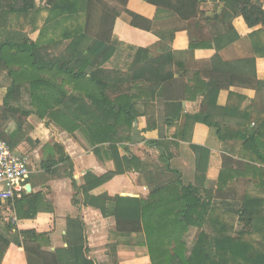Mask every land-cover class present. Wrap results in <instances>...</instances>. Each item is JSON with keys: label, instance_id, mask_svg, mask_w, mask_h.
I'll return each instance as SVG.
<instances>
[{"label": "crops", "instance_id": "0c3cea01", "mask_svg": "<svg viewBox=\"0 0 264 264\" xmlns=\"http://www.w3.org/2000/svg\"><path fill=\"white\" fill-rule=\"evenodd\" d=\"M258 1L264 8V0ZM35 3L34 9L24 13L0 11V39L15 38L14 33L20 32L31 42L46 48L44 52H47L45 54L48 58L65 56L69 53L64 46L67 41L65 37L84 29L85 14L81 12L51 18L47 0H35ZM222 6L219 0H205L201 4L204 15L198 20L201 25L198 28V37L205 41L203 42L205 46L198 47L190 53V37L186 25L178 26L177 20H169V13H160L156 6L144 0H128L126 6L128 10L151 21L157 19V26L153 31L158 43L150 47L134 46L133 43L123 41L120 34H115L114 53L109 55L110 48L107 47L93 58L94 69L120 73L104 80L107 99L114 101L120 95L136 94L137 97L132 104L140 113L131 126L124 121L118 124L116 130L109 132L113 138H119L116 146L125 172L90 192L91 196L104 200L107 207L113 205L117 196L148 199L150 192L143 172L165 168L178 171L185 186L202 188L216 186L212 207L226 224L227 235L233 236L238 225V215L242 208L239 196L264 199V189L260 181L253 177V172L250 174L246 172L247 164L258 167L264 165L255 162L257 158L255 153L243 145L233 153H229L227 148L225 151L218 134L219 124L227 128L225 130L228 132L232 126L231 122L246 120V114L249 113L252 120L248 125L249 129L255 127V122L259 123L258 130L260 129L264 136V113L254 108L261 106V99L252 85H231L221 89L217 105L230 109L217 115L215 112L210 117L212 125L196 122L188 134L190 139H182L185 114L197 113L203 105L208 104L209 80L206 73H213L210 60L217 53L224 61L254 56L248 37L252 32L263 28L261 25L250 28L242 17H237L233 20V33L236 32L240 38L227 47H222L220 43L222 47L220 49L211 46L208 41L212 40L210 37L212 27L206 24L204 18L219 13ZM228 34L224 32L223 38ZM168 46L175 54V62L181 65L178 67L177 63H174L173 70L179 68L180 73L184 72V80L187 82L188 92L185 100L180 103H163L160 85H156L158 88L155 85L149 87V83L145 81L130 79L136 67L150 57L162 55L168 51L166 49ZM12 67L17 70L15 75H11L7 67L0 65V136L16 153L27 158L30 168V173L23 183L25 190L23 197L15 202L13 210L10 209V216L15 218L18 229L35 230L39 235L42 249L54 252L68 246L66 239L68 218L80 216L87 227V257L95 264H151L143 232H119L114 216L104 215L99 208L74 203L75 195L77 200L80 199L74 189V180L81 186L87 174L103 176L115 170L116 165L111 152L113 143H104L103 149L97 152L95 148L98 145L90 144L85 136V130L69 133L54 123L50 114L45 118L39 117L35 113L32 98L26 91L30 85L29 73L19 75L23 68L18 65ZM245 69L246 76L240 75L236 70L240 76L239 80L252 83L253 67L248 65ZM114 73L113 75H116ZM255 75L257 80L264 81V58L257 55ZM41 77L50 80L55 88L63 90L65 94L59 96L63 101L51 112L69 114L77 122L82 117L87 118L91 112L99 116L100 112L96 110L93 99L83 91L75 89L74 84L64 76L41 73ZM175 77L178 78L177 73ZM15 83L18 85H14ZM87 87L91 92L96 91L94 83ZM152 87H155V93L147 91ZM11 88H14V91L9 97ZM95 97L97 98L98 94ZM57 99L58 97L51 98L50 102L55 103ZM169 104L175 107L179 104L181 108L179 116L168 111ZM82 106L86 109L84 110ZM159 108H162V111ZM27 111L29 113H26ZM161 116L168 118L171 123L167 125L160 122L159 127L158 121ZM193 145L209 150L206 169H199V165L197 167ZM132 157L137 159L132 162ZM225 169L231 173L228 178L221 181L222 189H219V178ZM35 195H41L43 197L41 200L50 203L53 211L41 210L34 213L32 206L35 203L33 202ZM2 205L4 204H0V207ZM15 230L16 228H13L11 233L14 234ZM203 231L211 237L217 236L218 231L212 222L211 213L204 222ZM3 250L0 264H29L24 247L16 244L15 240L10 241Z\"/></svg>", "mask_w": 264, "mask_h": 264}, {"label": "trees", "instance_id": "16d2710c", "mask_svg": "<svg viewBox=\"0 0 264 264\" xmlns=\"http://www.w3.org/2000/svg\"><path fill=\"white\" fill-rule=\"evenodd\" d=\"M144 1L156 6L160 13H169V20H177L178 26H187L190 53L198 47L205 46L203 43L205 41L198 37V28L201 27L198 20L204 15L201 4L205 0ZM127 2L128 0H47L51 18L71 16L81 12L85 14L84 29L67 34L65 37L69 41L65 48L69 53L60 58H48L45 54L47 52H44L46 48L31 42L24 34L15 32V38L0 39V65L7 67L11 75H15L17 71L12 67L13 65L23 68L19 75L29 73L30 85L26 91L29 92L36 109L35 113L39 117L45 118L50 114L53 122L69 133L85 130V136L90 144L98 145L95 148L97 152L103 149L104 143H113L111 152L116 165L115 170L103 176L87 174L81 186L74 180V189L80 197L77 200L75 195L74 203L99 208L104 215L114 216L119 232H143L145 244L151 256V264H175V262L179 264H264V199L239 196L242 208L238 215L235 234L232 236L225 234L226 224L212 207L216 186L210 188L185 186L176 170L165 168L143 172L150 192L148 199L117 196L113 205L107 207L104 200L90 195L91 190L125 172L116 146L119 138H113L109 132L116 130L118 124L124 121L131 126L140 115L132 104L137 97L136 94L120 95L114 101L107 99L104 80L106 77L117 76L120 73L94 69L92 60L107 47L110 48L109 55L114 53L115 34H120L123 41L133 43L134 46L150 47L158 43V38L154 36L155 31H153V28L157 26V19L151 21L128 10ZM220 2L223 5L221 11L204 18L206 24L212 27L210 36L212 40L208 41L211 46L220 49L222 45L227 47L240 38L236 32L233 33V20L237 17H242L250 28L259 25L263 28L252 32L248 37L254 56L224 61L217 53L210 60L213 73H206L209 80L208 104L203 105L197 113L185 114L183 140L190 139L188 134L196 122L212 125L210 117L215 112L217 115L230 109V107L221 108L217 105L220 90L228 86L252 85L261 99V106L254 108L264 113V81L257 80L255 75V56L264 58V8L258 0H220ZM35 6V0H0L1 13H24L34 9ZM224 32L229 34L223 38ZM166 49L168 51L162 55L150 57L136 67L130 79L145 81L149 83V87L160 85L163 91L161 97L163 103H180L186 98L187 82L184 80V72L180 73L179 68L176 71L173 70L174 63H177L178 67L181 65L175 62V54L171 48L168 46ZM248 65L253 67L252 83L239 80L240 76L236 73L238 70L240 75L246 76L245 68ZM41 73L64 76L74 84L75 89L83 91L93 99L96 110L100 112L99 116L91 112L87 118L82 117L77 122L69 114L51 112L63 101L61 97L65 94L63 90L55 88L50 80L42 78ZM176 73L178 78L175 77ZM91 83L96 86L95 92H91L87 87ZM137 90L140 91V88L137 87ZM149 90L156 92L155 87L148 88L147 91ZM13 91L14 88H11L9 97ZM96 94H98L97 98ZM55 97H58L57 101L50 102V99ZM84 106L82 107L85 110ZM159 109L162 111V108ZM168 111L175 112L179 116L181 108L179 104L177 107L169 104ZM246 118L243 121L228 122L232 125L228 132H226L227 128L219 124V138L223 142L225 151L227 148L229 153H233L243 145L255 153L257 156L255 162L264 165V136L260 129L258 130L259 123L255 122V127L249 129L251 120L249 113L246 114ZM160 122L167 125L171 123L165 116L159 117V127ZM233 126L237 129L235 130ZM163 137L165 136H161ZM192 147L197 157V167L199 165V169H206L209 150L198 145ZM136 159V157L131 158L132 162ZM246 172L249 174L253 172V177L260 181L264 189V167L247 164ZM230 173V170H222L218 182L219 189H222L221 181L228 178ZM42 198L41 195L34 196L35 203L32 206L34 213L41 210L53 211L51 204L42 201ZM210 213L218 231L217 236L212 237L203 231L204 222ZM86 232L85 221L78 216L67 220L68 246L65 249H57L54 252L43 250L39 243V235L33 229H16L14 240L16 244L24 247L29 264H95L87 257ZM2 239L0 232V261L4 251Z\"/></svg>", "mask_w": 264, "mask_h": 264}, {"label": "built area", "instance_id": "2783aa9c", "mask_svg": "<svg viewBox=\"0 0 264 264\" xmlns=\"http://www.w3.org/2000/svg\"><path fill=\"white\" fill-rule=\"evenodd\" d=\"M29 173L27 158L16 153L0 136V202L9 210H13L15 202L23 197V183Z\"/></svg>", "mask_w": 264, "mask_h": 264}, {"label": "rangeland", "instance_id": "374dc122", "mask_svg": "<svg viewBox=\"0 0 264 264\" xmlns=\"http://www.w3.org/2000/svg\"><path fill=\"white\" fill-rule=\"evenodd\" d=\"M114 4V3H113ZM73 20V19H72ZM79 21V20H77ZM69 41H66L64 43V46L68 45ZM11 210L7 208V205H2L0 207V232L1 235L3 236V247L8 246L9 242L8 241H14V234L11 233V230L13 228L18 229L16 222H13V218L10 216ZM19 230V229H18ZM7 243V245H6ZM11 244V243H10ZM175 264H179L178 262H175Z\"/></svg>", "mask_w": 264, "mask_h": 264}, {"label": "water", "instance_id": "95a60500", "mask_svg": "<svg viewBox=\"0 0 264 264\" xmlns=\"http://www.w3.org/2000/svg\"><path fill=\"white\" fill-rule=\"evenodd\" d=\"M0 204H1V202H0Z\"/></svg>", "mask_w": 264, "mask_h": 264}]
</instances>
